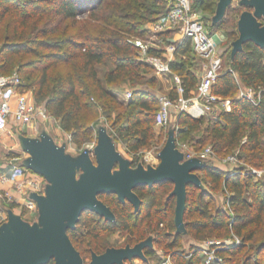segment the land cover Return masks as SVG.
I'll return each mask as SVG.
<instances>
[{"label": "trees", "instance_id": "obj_1", "mask_svg": "<svg viewBox=\"0 0 264 264\" xmlns=\"http://www.w3.org/2000/svg\"><path fill=\"white\" fill-rule=\"evenodd\" d=\"M217 1L195 0L206 10L216 9ZM167 11L165 0H0V75L15 70L20 79L18 90L31 91L35 102L59 120L64 131L72 133V142L78 147L94 131L92 123L99 115L98 106L107 119L112 118L114 109L112 128L115 138L126 144L128 153H137L149 145L154 136L159 109L157 98L148 90L134 88L122 110L123 104L116 101L105 85L129 82L140 86L148 82L142 74L148 66L139 61L138 48L132 39L142 36L145 24L160 19ZM9 16L11 19L3 25ZM234 34L229 32L228 38ZM174 52L176 61L170 63V72L179 77L184 90L182 97L187 99L198 83L192 70L196 63L193 58L197 56L187 39L177 44ZM161 53L150 50V54ZM106 65L109 69L101 78L99 68ZM227 66L229 69L218 74L212 93L230 99L228 109L221 111L216 121L207 123L201 137H196L193 132L200 128L204 119L179 111L175 139L179 142L188 138L196 150L209 142L220 158L239 148L238 158L254 168H262L264 48L247 41L232 57L228 51ZM153 81L150 79L149 84ZM238 82L251 87L258 93V98L254 102L232 98ZM92 97L101 103L91 102ZM169 98L174 101L179 98L176 88L169 92ZM244 136L245 142L241 143ZM200 160L205 167L195 173L205 189L193 184L186 186L185 234L199 238L224 230V236L235 235L239 243L221 247L217 253L222 262L216 264H264V180L251 183L254 176L243 167L224 172L213 167L210 160ZM159 189L167 192L162 195ZM172 189L171 182L136 189L140 200L136 210L129 201L121 202L114 194L99 195V200L104 195L113 196L110 204L105 200L102 202L114 214V221L88 211L82 213L75 229L67 232L72 245L84 261L85 251L80 247L83 239L79 237L82 228H89L94 223L98 231L119 230L131 234L129 219L135 217L137 226L145 224V231L151 227L155 243L163 246L164 256H170L173 264H203L194 247L186 253L180 250L183 234L176 233ZM217 190L225 193L223 206L227 203L229 210L216 205L212 208V191ZM145 235L141 233L133 245L143 241ZM91 238L97 246L98 233L91 234ZM106 249L100 251L91 247L87 252L91 257L92 253L101 254ZM155 254L156 250L152 248L144 249L147 260L156 257ZM162 261L159 259L155 264H162Z\"/></svg>", "mask_w": 264, "mask_h": 264}, {"label": "water", "instance_id": "obj_2", "mask_svg": "<svg viewBox=\"0 0 264 264\" xmlns=\"http://www.w3.org/2000/svg\"><path fill=\"white\" fill-rule=\"evenodd\" d=\"M231 0H218L212 23L220 22ZM253 13L242 12L237 21L238 37L232 42L231 57L247 41L264 48V25L257 18L264 16V0H248ZM21 149L28 156L22 166L45 180L42 193L32 192L37 221L30 225L12 210L6 211V221L0 225V264H124L139 259L145 261L144 249L152 248V239L121 248L110 247L103 253H92L84 263L72 245L68 230L76 227L82 213L88 211L114 221L108 206L98 196L114 194L118 200L129 201L138 209L140 200L135 190L154 184L171 182L170 193L175 197L174 224L176 233L185 234L183 213L186 186L204 190L195 173L205 164L197 157L184 159V153L176 148L175 129L170 128L162 149L157 154L155 167L131 162L115 149L104 128H98L92 149H85L76 156L66 153L65 145L58 146L45 133L39 138H21ZM76 170L80 171L76 179ZM264 245V243H263Z\"/></svg>", "mask_w": 264, "mask_h": 264}, {"label": "rangeland", "instance_id": "obj_3", "mask_svg": "<svg viewBox=\"0 0 264 264\" xmlns=\"http://www.w3.org/2000/svg\"><path fill=\"white\" fill-rule=\"evenodd\" d=\"M165 1H166V9L169 8L172 3H174V0H165ZM247 1L248 0H231V3L229 7L227 8L222 20L216 24H213L212 18L215 13V8H213V10H206L204 7H201L197 2H195V0H190V11L193 14H195L196 17H198L204 22V24L206 25L207 31L210 33V35L214 37L216 41L217 53L220 55L223 54L224 56L222 71L229 69L227 66V54H228V51H231V48H232L231 44L233 42V38L238 36L237 21L239 19L240 14L245 11L253 13V8L247 5ZM10 19L11 17L9 16L4 21L3 25L6 24L7 21ZM153 22H148L145 24L144 26L145 35L143 34L142 36L132 39L134 44H135L136 39H139L140 41L153 40L152 38L153 36L151 37L152 34L149 33L147 29V27ZM257 22L261 25H264V16L257 18ZM229 32L235 33L234 36H231L230 38H228ZM163 34L158 35V36L161 37V39H163V44H164L163 46L165 47L167 40L165 38V35L162 37ZM138 54H139V58H138L139 61H143L144 63H146L143 60L144 58L143 56L145 55H142L139 49H138ZM193 59H194L193 62H196V63L192 66V70L195 72L197 79H200L206 69V63L205 62L202 63V61H200L197 57L196 58L194 57ZM146 64L148 66V69H146L142 74L144 75V78L148 80V82L144 83V85L135 86L134 84H131L129 82L105 85V87L108 90H110L112 95L116 98V101L123 104L122 106L123 108H121L122 110H125L127 101L130 98V97L127 98L126 94L129 91L133 92L134 88L148 90L151 93H153L155 96H159V95L169 96V92L173 88H175L174 76H176V74H172L171 72H170L171 74L160 73L152 65L148 63ZM108 69H109V66L107 65L104 67L103 66L100 67L99 76L103 78L105 73L108 71ZM10 75L18 76L15 70L12 71L10 74H8V76ZM150 79L151 80L154 79L152 84H149ZM244 96H248L250 97L251 100L255 101L258 98V93H256L251 87H245L243 85H240L238 86L236 92L233 94L232 98H243ZM90 101L95 102L96 104L101 103V101L95 100V97L90 98ZM229 104H230V99L228 98L222 99L219 97L213 104H209L206 106L204 103V105L208 109L206 113L201 112V114L202 113L203 114L199 115L198 117V119H204V122L202 123L200 128H198V130L193 132L194 135L196 134V137H201L203 135L205 127L207 126V123L216 121L219 117L220 112L224 111V108L226 107V105L229 106ZM190 106L192 105H189V107ZM97 109H98L99 115L96 119L93 120L94 123H92V128L94 131L89 137L83 140L82 145L80 147H78L75 143L72 142V133L68 131H64L61 127L59 120H57L53 116L49 115V113H47L46 119L51 120V123L53 125L52 126L53 131L51 134H53L58 144L64 143L66 153L70 154L71 156H76L77 154H79L85 149H89V150L92 149L96 142V135H97L98 128H104L108 136L112 139V142L114 143L116 151L120 152L121 155L127 158L131 162L132 167H136L138 163H142L144 166H146L147 164L154 163V162L156 164L155 155L157 152H159V150L164 145L169 129L176 127L175 125L176 117L179 113L178 109H176L177 112L174 110H173L174 112L172 111L171 120L167 126L158 125L157 116H156L154 125L155 126L157 125L158 127L154 126V131H155L154 136L151 139L149 145L140 148L137 153L133 154V153H128L125 143L115 138L114 129L112 128V122L115 117L116 111L113 109V111H111L112 118L107 119L106 115L103 112V109L99 106ZM245 139L246 138L244 136L241 140V143H244ZM181 145H184L185 147H187V149H190L194 152H201L205 148L211 147L209 142H205L201 145L202 146L201 148L196 150L194 144L190 142L188 138L184 140H179L178 146L180 147ZM238 154L239 155L241 154V150H239V148H235L229 153H227V156L225 154H223V156L221 155V157H224V158L217 157L218 161L215 163H212V165L223 168L224 170L222 169L220 170L225 172L230 169L229 166L231 164L227 162H223V160L227 159V157L229 156L234 155L238 159L239 167H243L248 173H251L254 176L253 178H251V183L263 181L264 180V166H261L262 168H254L249 163L245 162L243 159L238 158ZM253 170L256 171V173L252 172ZM79 174H80V171L76 170V174H75L76 179L79 177ZM199 175L200 177H203L201 173ZM34 177H40V176L37 174H34ZM45 183L46 182L44 180V184ZM159 192L162 195H165L167 191L159 189ZM212 196L214 199V202H213L214 204H212L213 209L215 208V205L217 207H221L224 205L226 195L223 191L221 190L212 191ZM112 198L113 196L104 195L100 197V200L101 201L105 200L107 204H110ZM22 214H23L22 216H24L22 217V219L28 222L30 225L34 224L37 221V211L36 210H34L33 213L29 214L28 211L25 209L24 211H22ZM5 221H6V213H4L2 217H0V225L4 223ZM137 223H138V220L135 217L129 219V224L132 230L131 234H129L127 231H119V230H115L112 232L98 231L96 230L94 223H91V226L89 228H82L79 237L83 239L80 247L81 249L85 251L83 252L84 263H88L90 261V253L87 251L91 247L97 248V250L103 251L104 249L110 248V247L121 248V247H125L126 245L133 246L134 241L139 237L141 233H145L146 238L150 237L152 239V249L156 250V254H155L156 257H153L150 260H147V258L145 257L146 259L145 262L138 260V259H134L131 261H125L124 264H155L157 263L159 259L162 261L163 257H166L164 256L163 246H157V244L155 243V240L153 238L155 234L154 232L151 231V227H149L150 228L149 230L145 231L144 230L146 229L145 224L142 226H137ZM113 227L116 228L115 224ZM93 233H98V238L96 240L97 246L94 245V241L92 242L91 234ZM224 234H225L224 230L213 231L211 234L206 233V234H203V236L199 238H193L187 234H184L182 235L183 237L180 242L181 243L180 250L186 253L187 251H190L191 247L193 248L196 245L204 241H207L209 239H218V240L229 239L228 237L224 236ZM83 245H85L86 247ZM262 257H264V252L262 253ZM47 264H54V263L53 261H50Z\"/></svg>", "mask_w": 264, "mask_h": 264}, {"label": "built area", "instance_id": "obj_4", "mask_svg": "<svg viewBox=\"0 0 264 264\" xmlns=\"http://www.w3.org/2000/svg\"><path fill=\"white\" fill-rule=\"evenodd\" d=\"M147 29L149 33L152 34L151 37L153 36V40L140 41L136 39L135 45L138 47L140 53L145 55L143 56V60L155 67L160 73L167 74L170 72L172 58L171 56H166L168 50L167 48L164 49L163 39L158 35L171 31L177 33L181 37V41L178 44L182 43L184 39L189 40L193 53L206 63V69L195 89L196 98L203 100L206 106L213 104L218 97L212 93V86L221 69L222 59L217 53V44L214 37L207 31L204 22L190 11V0H174V3L168 8L167 13L150 24ZM150 50L157 52L162 51V53L150 54ZM173 50L175 51V48H173ZM174 80L176 91L179 96L182 97L184 90L180 79L176 75L174 76ZM19 85L20 79L17 75H0V128L3 127L6 117L10 115L11 112L13 113L15 121L23 124H29L34 119H46L47 117L44 106L28 102L23 91L16 92ZM14 94L16 95L15 108L11 110L9 99ZM131 94L132 93L129 91L126 97H131ZM156 98L159 104L157 124L161 126H167L170 123L173 107H177L182 111L188 106L187 100L182 98H179V102L171 100L168 95H159L156 96ZM244 98L254 102L248 96H244ZM201 112L202 108L200 107H190L189 115L193 118H197ZM179 149L184 152L187 159L197 157L200 159H208L211 163L218 161L211 147H207L201 152H194L187 149L184 145H181ZM223 162L230 163L233 168L239 167L238 159L234 155L227 157ZM252 172L256 173L254 170ZM27 173L28 171L22 167H16L10 176V180L16 181L21 177H25ZM29 184V187L37 193H42L45 185L44 179L41 176L31 178ZM18 187L21 189L25 187V185L20 184ZM223 207L229 210V205L227 203ZM3 215V209L0 207V217ZM238 243L239 238L232 235L229 239L224 240L209 239L196 245L194 249L198 250L199 255L202 257L203 264H216L222 262V257L217 253L221 247L236 245ZM187 254L191 255V253ZM162 264H173L170 256L163 257Z\"/></svg>", "mask_w": 264, "mask_h": 264}, {"label": "crops", "instance_id": "obj_5", "mask_svg": "<svg viewBox=\"0 0 264 264\" xmlns=\"http://www.w3.org/2000/svg\"><path fill=\"white\" fill-rule=\"evenodd\" d=\"M164 35H165V38L167 40L164 49L167 48L168 54H166V56L167 57L171 56V58H172L171 63H172V62L176 61V57L174 54L175 52H174L173 48H175L176 45L181 41V37L177 33H174L171 31L165 32L162 35V37ZM218 55L222 59L221 61H222V66H223L224 56H223V54H221V55L218 54ZM165 58H163V59H165ZM200 61H202V63H204L203 60H200ZM222 66H221L219 73L222 72ZM169 74H171V73L169 72ZM235 77H236V74H235ZM238 85L240 86L242 84L240 82H238ZM16 92H19L18 88H17ZM23 93L26 96L28 102L36 103L31 91H23ZM15 94H17V93H15ZM15 94L12 95L11 98L9 99V105L11 107V110H13L15 108V102H16V100H15L16 95ZM179 98L184 99L183 97H180V96H179ZM179 98L176 100V102H179ZM185 100H187L188 106H187V108H184L182 111L189 114L190 113V107H194V108L200 107V108H202V112L206 113L208 108H206V106L204 105L203 100H202L203 101L202 102L201 99L196 98V90H192L190 92V97L185 99ZM189 105H192V106L189 107ZM40 106H43V105H40ZM176 109H178V111H180V109L177 107H173L172 111L174 110L177 112ZM227 109H228V106L226 105L224 110L226 111ZM202 114H199V115H202ZM199 115L197 116V118L199 117ZM52 126L53 125L51 123V120H47V119H34L29 124L18 123L17 121H15L12 112L10 115H8L6 117L3 127L0 128V196H1L0 197V207L3 209L4 213H6L7 210H12L15 214H18L21 217H24V216H22L23 215L22 211H24L25 209L28 211L29 214L33 213L34 210H36L35 203L29 197L30 194L32 192H34L29 187V185H30L29 180L34 177V173L26 170L22 166L23 160L28 155L22 151L21 145H20V139L22 137L23 138L36 139V138H39V136L42 133H45L53 140V142L56 145H58V146L63 145L64 143L58 144L56 142L53 134H51L53 131ZM155 127H158V126L156 125ZM176 148L179 149L178 141H176ZM181 152L184 153L183 151H181ZM118 153H120V152H118ZM158 153L159 152H157L155 155L156 164L154 162V163L147 164V165L155 167L158 164V162H159V160L157 159ZM121 156L123 158H125L123 155H121ZM125 159H127V158H125ZM184 159H187L185 157V154H184ZM212 166L215 168H219V169L224 170L221 167H216L215 165H212ZM16 167H22L23 169L28 171V173L26 174L25 177H21V178L17 179L16 181H11L10 176L12 175V172H13L14 168H16ZM229 167H230L229 170L233 169V167L231 165ZM20 184L25 185V187L20 189V187H18V185H20ZM202 185L205 188V185L203 183H202ZM132 260H134V259H132Z\"/></svg>", "mask_w": 264, "mask_h": 264}]
</instances>
